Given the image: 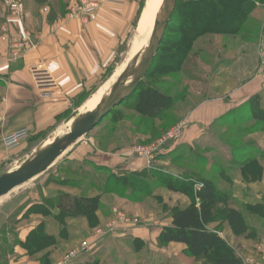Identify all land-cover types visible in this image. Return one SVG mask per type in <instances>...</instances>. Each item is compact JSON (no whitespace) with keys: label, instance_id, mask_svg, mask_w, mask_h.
<instances>
[{"label":"rangeland","instance_id":"1","mask_svg":"<svg viewBox=\"0 0 264 264\" xmlns=\"http://www.w3.org/2000/svg\"><path fill=\"white\" fill-rule=\"evenodd\" d=\"M0 1L4 4L3 0ZM72 1L74 0H61L60 3L67 9ZM145 3L146 0H140L139 17ZM4 6L8 7L5 4ZM173 24L176 25L175 22ZM168 32L169 30H167ZM241 33L243 40L255 41L258 61L263 63L264 3H256L255 10L249 15ZM135 34L136 32H133L134 37ZM221 38V34H205L197 38L193 50L189 53L179 73L166 74L162 71H153L151 67L142 82V88L152 86L177 99L174 108L164 113L160 122H140L133 112L134 100L130 99L116 107V113L104 119L90 134L97 146L102 149H117L113 148L116 145L117 132L122 131L127 137L128 132H131L132 136L138 133L136 135H140L141 138L139 141H127L132 152V149L137 146L154 145L159 140L165 139L171 131L179 129L178 137L166 141L153 164L155 170L163 173L162 177L150 181L146 187L141 188L142 192H139L131 190L132 184L119 182L125 178L120 172L115 173L104 169L98 171L93 166L86 164L75 166L67 163L62 165L65 157L61 158L48 172L1 200L0 264L17 263L23 256L28 258L32 264H39L44 253L30 257L17 244L19 241H25L29 232L39 222L56 225L57 222L53 218L57 213L54 205L56 197L60 193L59 190L75 187L82 189L81 192H72L75 196L91 197L101 194V200L106 198L105 202L110 206L108 208L110 217L101 222H97L96 218L97 224L94 227L91 226V223L84 226L82 223L73 222L69 231L72 232L71 236L75 235V239L69 244L59 247L57 251H52L51 258L55 264H63L82 243L92 242L98 230H103L109 224L116 222V211L136 224L126 230L120 227L114 236L108 234L92 244L90 253L96 255V259L93 258L91 261L92 264H204L195 262L183 247L167 245L159 239L162 232L170 227L172 211L176 207L188 205L194 200V189L198 188V182L202 178L210 179L216 184L220 193L227 196L232 207L244 214L251 229L249 236L238 238L231 233L226 224L214 226L225 241L226 251L234 253L242 261L254 254L255 248L264 241V185L258 187L257 190H251L248 187L249 182H245L246 184L243 185L238 183L240 182L239 173L244 164L255 159L264 163V157L257 155L261 150L260 147L252 139L244 138L250 131L258 130V123L254 121L247 123L251 116L250 111L258 110L254 102H252L251 108L244 109L245 112L241 113L246 117L236 127L229 125L228 122L221 125L220 120L218 122L220 128H215L208 134L207 142L203 147L198 145L190 148L181 145L171 149L177 139L183 135L184 116L199 103H203V101H207V98L219 93L212 89L207 93L206 86L207 84L212 86L217 76L221 75L218 74L221 72V67L218 70V66H221L219 65L221 63V54H219ZM168 45L169 43L166 44V46ZM162 54H167V52ZM158 66L162 67L161 64ZM213 79L214 81H212ZM79 114L81 113L79 112ZM260 114L263 115V113ZM111 118L112 121H110ZM238 136L242 138L237 139ZM132 156L139 158L133 153ZM4 171L5 167H0V177ZM243 171L247 180L250 181V178L248 179L250 175L247 173L250 171ZM169 174L174 179L175 176H178L186 182L181 184L180 181L175 184V188L185 192H171L168 189L169 176L167 175ZM105 182H108L110 188H114L115 192H106L103 188ZM190 184L193 186L192 188ZM93 188H101V192H92ZM110 198L113 199L112 202H109ZM254 201H259L263 205L258 203V206ZM31 209L34 211L31 212ZM95 227L98 228L93 230ZM138 228L145 230V239L141 237L143 241L140 238L134 241L132 238L125 239L123 243L110 242L111 246L109 247L106 245L108 240H112V237ZM159 233H161L160 236ZM25 235L26 238L22 240L21 238ZM136 251L140 254L135 253ZM106 256L109 257L106 258ZM118 256L123 258L119 263H117Z\"/></svg>","mask_w":264,"mask_h":264},{"label":"crops","instance_id":"2","mask_svg":"<svg viewBox=\"0 0 264 264\" xmlns=\"http://www.w3.org/2000/svg\"><path fill=\"white\" fill-rule=\"evenodd\" d=\"M99 1L102 4L100 9L88 22H83L71 12L72 2L66 9L61 6L59 0H20L23 15L20 20L0 1V57H6L15 44L22 46V53H27L24 60L0 66V167H5L1 176L17 170L28 158L26 156L32 155L34 150L61 126L70 124L68 122L79 114L84 103L96 94L130 57L134 41L133 32L137 31L144 10L139 17L140 0ZM51 14L56 16L54 20L50 19ZM219 54L221 66H218V70L221 67V72L218 74L221 75L217 76L215 81L212 80V86H206L207 93L210 89L219 93L199 103L184 116L183 135L171 149L181 145L190 148L198 145L203 147L208 134L215 128H220V120L221 125L226 122L233 127L239 122L241 124L246 117L241 113L251 108L252 102L258 109L255 111L264 112V62L258 61L255 41H245L239 36L224 34ZM36 65L47 68L57 81L59 90L55 98H39L30 74V68ZM257 97L259 100L255 102ZM134 114L140 122L146 121L135 112ZM251 116L247 123H258V130L250 131L244 138L252 139L260 147V152L264 153V125ZM112 120L111 118L110 121ZM156 121L160 122V119ZM25 128L31 130L30 139L15 150L7 152L3 138ZM116 134V145L113 148L117 149H102L97 146L93 136L89 135L64 156L62 165L86 164L121 174L143 171L146 168L144 161L132 156L127 142L139 141L140 135L136 133L132 136L131 132H128L127 137L122 131ZM240 138L242 137H237ZM258 161L263 169L261 176L255 181H252V178L247 180L243 166L239 173V184L249 182L248 187L251 190H257L264 185V163L259 159ZM108 186L109 183L103 186L106 192H115L110 186L109 191ZM100 190L101 188H93L92 192H101ZM81 191L78 187L59 190L60 193L71 195H75L72 192ZM105 199L101 200L98 221L110 217V206L106 204ZM110 199L109 202H112L113 199ZM79 223L86 226L89 221L80 219ZM144 231L139 228L128 230L112 237L106 245L109 247L110 242L114 241L123 243L125 239H145ZM25 238L26 235L21 239ZM179 246L186 249L183 245ZM111 249L113 251L114 248ZM135 253L140 254L138 251ZM254 254L260 260L264 259V255L256 253V248ZM93 258L96 259V255L89 253L73 264H91ZM122 259V256H118L117 263ZM13 264L32 263L23 256L19 262Z\"/></svg>","mask_w":264,"mask_h":264},{"label":"trees","instance_id":"3","mask_svg":"<svg viewBox=\"0 0 264 264\" xmlns=\"http://www.w3.org/2000/svg\"><path fill=\"white\" fill-rule=\"evenodd\" d=\"M256 3L263 4L264 0H178L175 14L167 29L169 32L166 31L160 51L152 65L153 71H162L166 74L179 73L197 38L205 34H230L242 38V27L246 24L249 15L254 12ZM174 22L176 25L173 24ZM163 52L167 54H162ZM159 64L162 67L159 68ZM133 96L130 99L134 100V112L146 121L160 119L164 113L174 108L177 101L175 97L152 86L145 88L141 86ZM258 100V97L254 99L255 102ZM114 113L115 110L110 115ZM262 113L263 115L253 110L251 115L253 119L264 125V112ZM257 155L263 157L264 153L259 151ZM94 168L98 171L103 170V168ZM244 170L250 171L247 173L252 181L258 179L263 171L258 159L244 164ZM122 175L125 178L119 181L121 184L130 183L131 190L140 192L141 188L146 187L155 178L162 177L163 173L155 170L153 166L151 169L145 168L143 171ZM167 176H169L168 189L171 192H185L175 188V184L180 181L181 184L186 183L183 179L180 177L174 179L170 174ZM198 185V188L194 189V200L172 211L170 227L162 232L160 241L167 245L185 246L188 254L197 263L244 264L234 253L226 251L224 239L218 229L214 228L217 224H226L235 237H247L251 229L244 214L232 207L227 196L221 194L210 179L202 178ZM190 187L193 186L190 184ZM101 197V194L91 197L68 193L57 195L54 205L57 213L53 217L57 224L52 226L39 222L29 232L26 240L19 241L17 245L30 257L44 253L39 264H55L51 258L52 251H57L59 247L75 239V235L71 236L72 232L69 231L73 222L87 219L93 227L97 222H101L98 220L96 222ZM254 202H257L258 206L263 205L259 201ZM32 211L34 209H31Z\"/></svg>","mask_w":264,"mask_h":264},{"label":"water","instance_id":"4","mask_svg":"<svg viewBox=\"0 0 264 264\" xmlns=\"http://www.w3.org/2000/svg\"><path fill=\"white\" fill-rule=\"evenodd\" d=\"M177 3L178 0H163L148 46L127 64L105 100L101 101L91 112L78 114L70 120L69 123H72L67 134L53 141L45 149L38 148L17 170L0 177V199L48 172L65 156L64 154L69 152L71 147L76 146L90 135L116 107L136 94L160 51L166 31L175 14ZM55 18V14H51L50 19L54 20ZM66 151L68 152L66 153Z\"/></svg>","mask_w":264,"mask_h":264},{"label":"built area","instance_id":"5","mask_svg":"<svg viewBox=\"0 0 264 264\" xmlns=\"http://www.w3.org/2000/svg\"><path fill=\"white\" fill-rule=\"evenodd\" d=\"M4 4L7 5V8L12 10V13L18 17L20 20L23 19L21 12V2L20 0H3ZM101 2L99 0H74L71 3L70 10L83 22H88L91 17L100 9ZM21 47L19 44L13 45L6 57H0V66L3 64H15L19 60H24L26 52H21ZM30 74L32 76L33 84L35 90L42 100H51L55 98L58 94L59 85L51 72L44 66H32L30 68ZM179 135V129H175L168 134V136L159 140L156 144L151 146H137L132 149V153L136 156H139L140 159L144 161L146 168L151 169L154 165L155 159L159 150L166 143L168 139H175ZM31 137V130L28 128L18 130L9 135H6L3 138V145L7 152H11L18 148L23 142L29 140ZM117 221L109 224L103 230H98L94 236V240L90 243L85 242L80 245V247L73 251L70 256L65 260L63 264H73L83 255L90 253L92 251V244L97 242L100 239H103L105 236L112 235L114 236L116 232L123 228L126 230L129 227H134L136 222H132L127 219L122 213L116 211ZM256 253L264 255V241L256 247ZM244 264H264V259L260 260L257 255L252 254L250 257H247L243 261Z\"/></svg>","mask_w":264,"mask_h":264},{"label":"bare ground","instance_id":"6","mask_svg":"<svg viewBox=\"0 0 264 264\" xmlns=\"http://www.w3.org/2000/svg\"><path fill=\"white\" fill-rule=\"evenodd\" d=\"M162 2H163V0H146L145 8L143 10V14H142L140 23L138 25L135 37H134L130 57L128 58L127 62L123 63V65L120 66L115 71V74L112 76V78L108 82L106 81L107 83H105L96 92V94L92 95V97L84 103V105L80 108L81 114H86L87 112H91L92 110H94L96 108V106L101 101L105 100L110 95V92L112 90L113 85L117 81L118 77L123 73L127 64L130 63L131 59L135 55L142 52L143 49L148 46L149 39L151 37L152 31H153V28L155 25V20H156L157 14L160 12V9L162 7ZM71 123L69 124V126L64 125L61 128H59L48 140L43 142L38 148H42V149L44 148L45 149L53 141L61 138L65 134H67L69 132ZM38 148H36V150H34V152H36L38 150ZM72 148L73 147H71L68 151H70ZM68 151H66V153ZM2 199H0V202Z\"/></svg>","mask_w":264,"mask_h":264}]
</instances>
